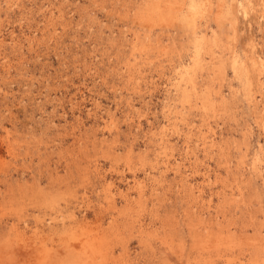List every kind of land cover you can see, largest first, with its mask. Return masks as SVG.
I'll list each match as a JSON object with an SVG mask.
<instances>
[{
  "label": "rangeland",
  "instance_id": "rangeland-1",
  "mask_svg": "<svg viewBox=\"0 0 264 264\" xmlns=\"http://www.w3.org/2000/svg\"><path fill=\"white\" fill-rule=\"evenodd\" d=\"M15 231L1 264L94 234L107 264H264V0H0Z\"/></svg>",
  "mask_w": 264,
  "mask_h": 264
},
{
  "label": "bare ground",
  "instance_id": "bare-ground-1",
  "mask_svg": "<svg viewBox=\"0 0 264 264\" xmlns=\"http://www.w3.org/2000/svg\"><path fill=\"white\" fill-rule=\"evenodd\" d=\"M17 190V189H16ZM23 191V190H22ZM40 191V190H39ZM38 191V192H39ZM42 191H43V189H42ZM63 194V193H62ZM37 195H38V193H37ZM40 195V194H39ZM23 196V195H22ZM30 196V195H29ZM54 196V195H53ZM42 197H44L43 195H42ZM49 197V196H48ZM50 197H52V195H50ZM55 197V196H54ZM54 197H52V198H54ZM58 197V196H57ZM56 197V198H57ZM56 198H54L55 199V201H53V202H56L57 200H56ZM62 198H64V197H62L61 196V199ZM33 199V198H32ZM40 199H41V197H40ZM58 199V198H57ZM43 200H44V198H43ZM48 200V199H47ZM64 200V199H63ZM62 200V201H63ZM66 200V199H65ZM64 200V201H65ZM69 200V199H68ZM13 201V200H12ZM49 201V200H48ZM59 201V200H58ZM8 202V201H7ZM6 202V203H7ZM50 202V201H49ZM66 202V201H65ZM15 203V202H14ZM22 203V202H21ZM30 203V202H29ZM52 203V202H51ZM57 203V202H56ZM11 204H12V202H11ZM16 204V203H15ZM46 204H47V202H46ZM50 204V203H49ZM53 204V203H52ZM9 205V204H8ZM22 205H23V203H22ZM46 206H49V205H46ZM53 206V205H52ZM57 206H58V209H59V204L57 203ZM51 207V206H50ZM48 208V207H47ZM6 209V208H5ZM24 209V208H23ZM41 209H42V207H41ZM44 209H46V208H44ZM57 208H55V210H56ZM58 209H57V211H58ZM12 210H13V208H12ZM47 210V209H46ZM10 211V210H9ZM19 210H17V212H18ZM61 211V210H60ZM14 212V211H13ZM21 212V211H20ZM56 212V211H55ZM59 212V211H58ZM48 213V212H47ZM51 213V212H50ZM46 214V213H45ZM52 214H53V212H52ZM57 214V213H56ZM73 215H74V213H73ZM72 216V215H71ZM21 217V216H20ZM55 217H57V215H55ZM54 218V217H53ZM61 218V217H60ZM68 218V217H67ZM46 219V218H45ZM55 219V218H54ZM64 219H66V218H64ZM54 221V220H53ZM73 222H75V221H73ZM81 222V221H80ZM5 223V222H4ZM79 223V222H78ZM6 224V223H5ZM14 224V223H13ZM67 224V223H66ZM79 224H81V223H79ZM55 225V224H54ZM58 225V224H57ZM56 225V226H57ZM64 225V224H63ZM69 225V224H68ZM82 225V224H81ZM80 225V226H81ZM49 226V225H48ZM2 227V226H1ZM66 228H67V226H65ZM12 228V227H11ZM57 228V227H56ZM61 228V227H60ZM65 228V229H66ZM14 229V228H13ZM50 230H52L51 228H49ZM55 229V228H54ZM62 229V228H61ZM10 230V229H9ZM57 230V229H56ZM55 230V231H56ZM60 230V229H59ZM8 231V230H7ZM12 231V230H11ZM25 231V230H24ZM42 231V230H41ZM52 231H54V230H52ZM61 231V230H60ZM23 232V231H22ZM44 233V232H43ZM52 233V232H51ZM68 233V232H67ZM92 233V232H91ZM26 234V233H25ZM111 234V233H110ZM8 235V234H7ZM14 235V237H9V236H0V250H1V247L3 246V248L4 247H6V245H7V243H8V241H10V242H15L14 240H20V241H23V240H25V237H24V235H21L20 234V232L18 233H16V231H15V234H13ZM27 235V234H26ZM33 235V234H32ZM47 235V234H46ZM93 235V234H92ZM106 235V234H105ZM31 236V235H30ZM36 236H39V235H36ZM35 236V237H36ZM69 236V235H68ZM109 236V235H108ZM32 237V236H31ZM51 237V236H50ZM78 237V236H77ZM27 238V237H26ZM39 238H41V237H39ZM49 238V237H48ZM70 238V237H69ZM90 238V240L88 241V238L86 239V240H84L86 243L84 244V243H79L78 245H79V247H76L75 249H70V247L71 246H69L67 243H66V245L64 246V247H66V248H64L67 252H65V253H71V254H73V257H75L76 258V262H81L80 264H107V261H108V259H109V255H110V252H108L107 251V249H108V246H107V244H105V242L103 241V239H102V236L99 234V235H95L94 234V236L92 237H89ZM29 239H30V237H29ZM79 238H76V236H75V233L72 235V237L70 238V240L72 241L73 240V242L75 241V240H78ZM80 240V239H79ZM27 241V240H26ZM36 241V240H35ZM38 241V240H37ZM36 241V242H37ZM67 241V240H66ZM40 242V241H39ZM39 242H38V244H39ZM55 242V241H54ZM60 242V241H59ZM79 242V241H78ZM223 242V240L221 241V243ZM217 243V242H216ZM219 244H220V242H218ZM11 244V243H10ZM9 244V245H10ZM30 244V243H29ZM34 244V243H33ZM32 244V246L34 247L35 245H33ZM213 244V243H212ZM218 244V245H219ZM225 244V243H224ZM41 245V243L38 245V247ZM63 245V244H62ZM210 245H211V243H210ZM217 245V244H216ZM221 245H223V244H221ZM229 245V244H228ZM8 246V245H7ZM21 246V245H20ZM44 245H42V247H43ZM53 246V245H52ZM73 246V245H72ZM77 246V245H76ZM206 246V245H205ZM209 246V245H208ZM19 247V246H18ZM18 247H17V249H18ZM41 247V246H40ZM46 247V246H45ZM51 246H48V248L47 249H41V250H38V253H37V258H36V262L34 263V264H65V261L67 262V260H65L64 258V260H61V258L59 259V255L60 254H57V252H59V251H57L56 252V250H57V248H56V250H54V249H52V248H50ZM59 247V246H58ZM225 247H227V246H225ZM233 247V246H232ZM6 248H8V247H6ZM10 248V247H9ZM12 248V247H11ZM15 248V247H14ZM55 248V247H54ZM205 248H207V247H205ZM212 248V247H211ZM223 248V247H222ZM231 248V247H230ZM30 249V248H29ZM35 249V248H34ZM39 249V248H38ZM259 249V248H258ZM10 251H11V249H10ZM9 251V252H10ZM13 251H15V250H13ZM35 251V250H34ZM203 251V250H202ZM3 252H4V250H3ZM25 252H27V251H25ZM210 252V251H209ZM261 252V251H260ZM5 253V252H4ZM64 253V254H65ZM0 254H2V251L0 252ZM7 254H8V252H7ZM7 254L5 255V256H7ZM11 254V253H10ZM13 254V253H12ZM11 254V255H12ZM63 254V253H62ZM67 254V255H68ZM263 254V253H262ZM14 255V254H13ZM18 255V254H17ZM66 255V256H67ZM4 256V257H5ZM8 256L10 257V255L8 254ZM61 256V255H60ZM63 257L65 256V255H62ZM65 256V257H66ZM69 256V255H68ZM72 255H70L69 257H71ZM3 257V258H4ZM9 257H7V258H9ZM15 257V256H14ZM13 257V258H14ZM17 257V256H16ZM15 257V258H16ZM24 257V256H23ZM212 257V256H211ZM72 258V257H71ZM112 257H110V259H111ZM78 259H80L79 261H78ZM115 259V258H114ZM2 260H5V259H2L1 258V255H0V264L1 263H3L2 262ZM12 260H14V259H12ZM120 260V259H119ZM7 261H9V259L7 260ZM69 261H70V259H69ZM73 261V260H72ZM115 261V260H114ZM116 261H117V259H116ZM12 262V261H11ZM10 262V263H11ZM75 262V261H74ZM121 262V261H120ZM126 262V261H125ZM4 263H5V261H4ZM8 263V262H7ZM6 263V264H7ZM9 263V264H10ZM14 263V262H13ZM19 263H21V262H19ZM69 263V262H68ZM110 263H112V262H110ZM210 263V262H209ZM16 264V263H15ZM18 264V263H17ZM113 264V263H112ZM115 264V263H114Z\"/></svg>",
  "mask_w": 264,
  "mask_h": 264
}]
</instances>
